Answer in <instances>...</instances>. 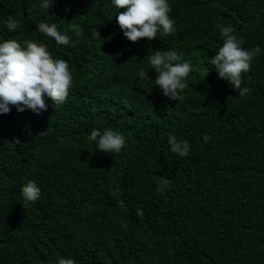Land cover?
Here are the masks:
<instances>
[{"label":"trees","instance_id":"obj_1","mask_svg":"<svg viewBox=\"0 0 264 264\" xmlns=\"http://www.w3.org/2000/svg\"><path fill=\"white\" fill-rule=\"evenodd\" d=\"M168 3L174 32L132 43L112 0H54L49 10L0 0V43H43L72 74L63 104L45 96L40 115L0 114V264H264V0ZM8 16L19 22L13 31ZM40 22L70 44L39 33ZM229 26L242 48H260L242 73L243 97L210 72ZM160 50L192 66L174 101L151 85L148 56ZM105 128L123 136L119 153L89 140ZM169 134L190 144L187 156L170 150ZM29 178L40 198L22 208Z\"/></svg>","mask_w":264,"mask_h":264},{"label":"clouds","instance_id":"obj_2","mask_svg":"<svg viewBox=\"0 0 264 264\" xmlns=\"http://www.w3.org/2000/svg\"><path fill=\"white\" fill-rule=\"evenodd\" d=\"M54 0H41L42 7L49 10ZM113 6L120 10L115 16L119 29L125 38L136 43L141 39L152 41L157 38L159 32L171 34L174 32V21L170 18L171 11L168 0H112ZM18 21L13 16H8L6 26L9 31L18 27ZM36 30L53 38L58 45L70 44L69 36L61 34L55 23L40 22ZM71 30L77 35L82 34L81 29L75 23L71 24ZM234 29L226 27L221 30L223 44L218 52L210 58L209 63L215 69L218 78L227 81L231 88L239 90L241 97L251 94L249 87L242 85V73L250 71L253 57L258 55L260 48L246 50L241 47L243 41L233 35ZM100 37L99 32L94 34ZM151 69L156 73L155 80L151 83L159 87L163 95L168 99L176 100L179 91L188 87L186 78L192 71L189 62L183 60V55L175 50H160L148 56ZM144 69L139 72L142 80H151ZM72 86V74L69 64L64 59H54L43 43L24 41V46L15 39H8L0 43V114H8L11 107L17 112L31 110L36 115L47 110L44 97L47 96L54 107L63 104ZM11 106V107H10ZM42 134V133H41ZM212 139L205 134V143ZM90 141L97 142L99 151L110 154L119 153L125 145L121 134L110 128L100 130L93 129L89 136ZM168 143L171 151L180 156H187L190 144L187 141H177L174 134H169ZM20 141L17 139L12 143L6 142L9 149H14ZM167 186L171 180L161 178ZM158 191L163 188L158 184ZM23 197L22 208L29 203L36 202L40 198V188L35 181L29 180L21 188ZM142 215V212H138ZM57 264H76L71 258L58 257Z\"/></svg>","mask_w":264,"mask_h":264},{"label":"bare ground","instance_id":"obj_3","mask_svg":"<svg viewBox=\"0 0 264 264\" xmlns=\"http://www.w3.org/2000/svg\"><path fill=\"white\" fill-rule=\"evenodd\" d=\"M164 120V119H163ZM83 137V136H82ZM41 140V139H40ZM40 143V142H39ZM76 147V146H75ZM160 149V148H159ZM159 152V151H158ZM32 170V169H31ZM149 172V171H148ZM30 173V172H29ZM30 180V178H29ZM152 189V188H151ZM134 196V195H133ZM141 196V195H140ZM130 200V199H129ZM35 206V205H34ZM55 209V208H54ZM52 214V213H51ZM129 263V262H128Z\"/></svg>","mask_w":264,"mask_h":264}]
</instances>
